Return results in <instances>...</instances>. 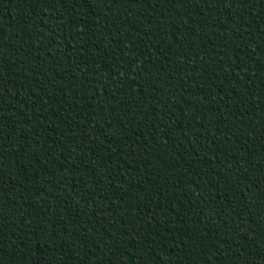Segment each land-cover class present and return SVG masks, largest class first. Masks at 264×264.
<instances>
[{
    "label": "trees",
    "instance_id": "16d2710c",
    "mask_svg": "<svg viewBox=\"0 0 264 264\" xmlns=\"http://www.w3.org/2000/svg\"><path fill=\"white\" fill-rule=\"evenodd\" d=\"M0 264H264V0H0Z\"/></svg>",
    "mask_w": 264,
    "mask_h": 264
}]
</instances>
